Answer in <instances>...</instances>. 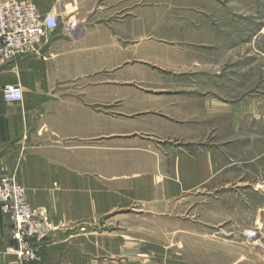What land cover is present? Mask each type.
Wrapping results in <instances>:
<instances>
[{
    "label": "crops",
    "instance_id": "crops-1",
    "mask_svg": "<svg viewBox=\"0 0 264 264\" xmlns=\"http://www.w3.org/2000/svg\"><path fill=\"white\" fill-rule=\"evenodd\" d=\"M28 1L35 2L41 14L56 15L60 24L0 70V175H15L28 203L51 227L40 260L24 264H103L115 252L120 264H160L154 259L160 247L150 246L147 257L139 236L111 233L102 226L103 216L126 208L128 200L170 202L205 184L215 188L219 158L194 143L185 150L167 145L161 152L149 142L148 150L139 149L144 143L131 145L137 174L126 179L129 160L118 151L108 156L110 117L104 104L119 100L115 87L134 83L135 68L147 69L144 63L150 56L142 42L146 29L141 27L145 3L161 0ZM70 20L75 27L69 26ZM133 37H139L134 47L127 45ZM8 84L21 87V101L3 99ZM178 98V111L168 115L177 116L182 127L160 121L161 130L159 125L145 129L201 136V110L211 115L215 108L202 107L192 94ZM9 228L0 213V264H22L13 252L16 242Z\"/></svg>",
    "mask_w": 264,
    "mask_h": 264
},
{
    "label": "rangeland",
    "instance_id": "rangeland-1",
    "mask_svg": "<svg viewBox=\"0 0 264 264\" xmlns=\"http://www.w3.org/2000/svg\"><path fill=\"white\" fill-rule=\"evenodd\" d=\"M145 4L142 42L150 60L144 63L147 69H134L133 84L115 87L119 100L104 104L110 117L108 156L118 151L129 160L127 179L137 174L131 145L144 143L139 149L148 150L150 143L160 151L167 145L185 150L194 143L219 154L217 186L205 184L170 202L157 198L152 205L128 200L126 208L104 215L102 226L111 233L139 236L147 257L150 246L160 247L159 258H154L160 264H264V0ZM138 38L127 45L134 47ZM189 94L216 111L208 115L201 107V136L145 129L159 125L161 130L160 121L181 126L168 113H176L178 97ZM42 247L37 260L19 263L38 262ZM119 256L115 252L103 264H120Z\"/></svg>",
    "mask_w": 264,
    "mask_h": 264
},
{
    "label": "built area",
    "instance_id": "built-area-1",
    "mask_svg": "<svg viewBox=\"0 0 264 264\" xmlns=\"http://www.w3.org/2000/svg\"><path fill=\"white\" fill-rule=\"evenodd\" d=\"M56 15H43L35 2L28 0L0 1V70L3 65L18 56L25 55L37 44L40 37L59 26ZM74 20L69 21L75 27ZM7 102H19L22 89L8 84L2 89ZM0 213L9 223V234L16 242L13 249L21 262L37 260L40 248L49 236L46 220L36 216L28 203L25 190L13 174L0 175ZM254 231L248 236H253Z\"/></svg>",
    "mask_w": 264,
    "mask_h": 264
}]
</instances>
